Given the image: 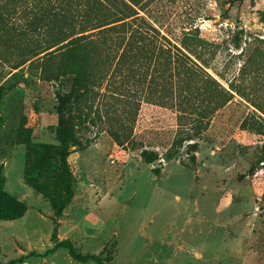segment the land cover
Here are the masks:
<instances>
[{"label":"rangeland","instance_id":"1","mask_svg":"<svg viewBox=\"0 0 264 264\" xmlns=\"http://www.w3.org/2000/svg\"><path fill=\"white\" fill-rule=\"evenodd\" d=\"M128 1L233 96L198 132L104 74L91 107L66 117V171L56 92L69 79L34 80L29 62L14 69L31 49H0V261L68 239L106 264H264V0ZM13 18L27 28L24 12ZM49 58L57 72L60 54ZM145 148L160 159L148 164ZM14 264L97 263L60 247Z\"/></svg>","mask_w":264,"mask_h":264},{"label":"trees","instance_id":"2","mask_svg":"<svg viewBox=\"0 0 264 264\" xmlns=\"http://www.w3.org/2000/svg\"><path fill=\"white\" fill-rule=\"evenodd\" d=\"M19 12L25 13L26 29L13 23V16ZM235 43L239 45L238 37ZM6 48L31 49L32 57L17 63L14 69L29 62L28 69L34 80L53 81L66 77L71 83L68 89L62 85L56 92L61 160L66 171L69 169L64 133L66 117L74 109L84 112L91 107L90 96L104 74L110 72L112 77H124L126 84L139 83L146 101L175 108L181 118L187 116L193 120L198 132L207 128L212 115L233 96L201 63L172 43L128 0H0V49ZM55 54H60L62 60L57 72L52 71L49 64V56ZM22 80L26 82L24 75ZM232 86L238 90L236 85ZM2 89L0 86V95ZM190 141L193 142L187 144L188 150L195 159L199 143L194 138ZM261 154L264 162V146ZM140 155L148 164L160 159L159 152L153 149L145 148ZM153 171L161 172L159 168ZM68 201L63 199L55 204V222ZM60 247L68 249L77 261L106 264L110 260L97 254H83L66 239L57 241L44 252L33 250L7 264L31 256L45 257ZM0 264L3 263L0 261Z\"/></svg>","mask_w":264,"mask_h":264}]
</instances>
